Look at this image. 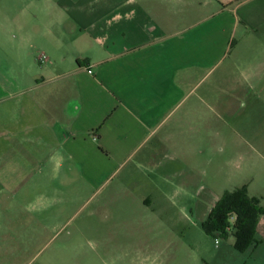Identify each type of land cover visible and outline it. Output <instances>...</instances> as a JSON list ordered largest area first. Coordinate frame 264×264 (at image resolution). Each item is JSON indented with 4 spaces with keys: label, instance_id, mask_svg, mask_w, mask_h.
<instances>
[{
    "label": "crops",
    "instance_id": "0c3cea01",
    "mask_svg": "<svg viewBox=\"0 0 264 264\" xmlns=\"http://www.w3.org/2000/svg\"><path fill=\"white\" fill-rule=\"evenodd\" d=\"M11 2L0 1L17 13L4 14L0 35L21 34V73L31 76L10 81L0 63V104L17 111L21 94V134L0 131V144L21 137L7 146L21 148L20 166L0 148V207L6 183L38 186L46 167L50 185L58 174L73 184L76 170L94 187L115 179L120 195L133 187L160 202L216 197L210 186L227 173L264 208V0H19L21 22ZM37 50L46 61L26 66ZM56 196L21 195L19 208L0 212V264H21L40 243ZM254 238L238 252L231 234L201 229L194 264H264V214ZM152 241L144 246L158 252L173 244Z\"/></svg>",
    "mask_w": 264,
    "mask_h": 264
},
{
    "label": "rangeland",
    "instance_id": "374dc122",
    "mask_svg": "<svg viewBox=\"0 0 264 264\" xmlns=\"http://www.w3.org/2000/svg\"><path fill=\"white\" fill-rule=\"evenodd\" d=\"M0 1L14 4L12 0ZM20 5L19 0H16L20 12L18 19L21 22ZM11 12L16 13L13 10L5 13L12 16ZM5 13L0 10V20ZM40 56L38 50L34 51L33 57L27 54L24 57L25 65L31 62L34 66H39ZM21 61H23L21 34L17 30H11L9 35L6 33L0 35V63L8 68L7 76L10 81L20 82V85L22 77L31 76L27 71L21 73ZM33 95L31 92L30 96ZM16 99L19 104L17 111H12L14 104L10 101L0 104L2 132L20 131L21 134V94ZM18 142L21 143V137L10 141L2 140L0 148L10 151L7 146L10 148L17 146ZM19 145L21 147V144ZM3 160H7L13 169L20 166L21 148L13 150V153L10 151V154L4 153ZM226 174L222 173L219 176L221 179H217L210 186L212 192L217 194L216 197L209 193L202 199L160 202L150 197L139 199L130 191L134 189L133 187H123L125 195H120V189L115 186V179L102 187H94L84 182L76 170L73 184L62 185L64 178L58 174L57 180L50 185V180L55 177L53 172L45 167L41 176L36 175L33 178L41 186H36L30 181L23 186L6 183L7 186L4 188L11 199L0 207V212L19 208L21 195L26 197L36 193L47 195L50 194V190L54 196L57 195L55 205L52 204L56 206L53 208L57 213L56 218L52 219V224L46 227L48 228L46 231L43 230L40 243L34 244L30 250L22 253L21 264H183L184 261L186 264H194L190 239L201 230V222L205 219L204 216L206 217V211L214 206L225 191L232 190L236 184H241L239 183L241 178L229 177V183H225L223 178L227 177ZM233 174L236 175L237 171ZM155 189L154 186L147 189L152 190L153 197L156 196ZM152 210H163L164 215ZM0 217V221L7 220L3 219L2 214ZM12 220L9 224L17 225ZM44 220L48 222V219ZM166 236L171 244L173 242L168 251L161 249L158 252V246L156 250L144 246L148 239L159 244L161 240H166Z\"/></svg>",
    "mask_w": 264,
    "mask_h": 264
},
{
    "label": "trees",
    "instance_id": "16d2710c",
    "mask_svg": "<svg viewBox=\"0 0 264 264\" xmlns=\"http://www.w3.org/2000/svg\"><path fill=\"white\" fill-rule=\"evenodd\" d=\"M264 208L258 198L249 196L245 186L225 191L201 223L203 232L212 237H234L233 247L244 252L255 242V229Z\"/></svg>",
    "mask_w": 264,
    "mask_h": 264
},
{
    "label": "built area",
    "instance_id": "2783aa9c",
    "mask_svg": "<svg viewBox=\"0 0 264 264\" xmlns=\"http://www.w3.org/2000/svg\"><path fill=\"white\" fill-rule=\"evenodd\" d=\"M39 61L41 62V63H43V62H45L46 61V57L44 56V55H41L40 57H39ZM219 242L216 240L215 241V244H218Z\"/></svg>",
    "mask_w": 264,
    "mask_h": 264
}]
</instances>
